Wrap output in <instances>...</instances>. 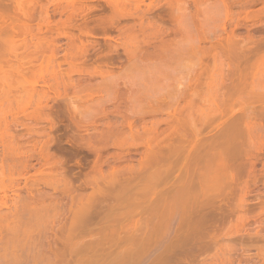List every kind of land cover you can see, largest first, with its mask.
Here are the masks:
<instances>
[{
	"label": "rangeland",
	"instance_id": "1",
	"mask_svg": "<svg viewBox=\"0 0 264 264\" xmlns=\"http://www.w3.org/2000/svg\"><path fill=\"white\" fill-rule=\"evenodd\" d=\"M10 1L8 3L10 10L15 7L16 3V5L22 4L23 6L20 7L29 10L25 14L23 8L19 7L21 15L18 12L19 8L16 7L17 10L13 14L10 12L8 15L10 17L7 16L9 21L5 20L8 24L11 23L10 27L8 28V24H0L3 30H0V142L5 141V145L9 142L13 143L15 147L12 144V149L17 147L21 152H27V155L34 154V157L31 159L33 168L29 169L25 175L28 179L25 183V178L19 176L20 171H17L20 170V166L14 168L15 172L12 167L10 168L11 160L9 161L8 158L11 157H7L6 153L9 155L11 153L6 151L2 154L3 144L0 143V224H2L0 226H3L0 227L2 231H0V264H14L15 262L12 263L14 259L11 260L10 257L14 253V257L21 254L23 258L22 261L20 256L15 258L19 259L15 260L17 261L15 264H34L35 262L30 261L31 256L37 262L35 264H264V135L261 134L263 137L261 138L258 133L259 126H256L258 129L255 128L253 131L256 130V132H252L255 136H260L256 140L250 133L251 131L245 129L244 124L238 126L242 123H236L241 121L237 118L244 113L251 100L248 103L244 100L246 101L244 104L248 105L244 106L246 108L244 111L241 107L242 111L239 112V105L236 106V101H233L236 105L233 104L231 111L227 110L228 106H223L224 103L221 100L219 102L221 93L227 92L224 90L227 85L225 86L223 82L226 84L228 80L227 84L229 83L225 71L236 66L234 56L240 59L238 60L240 63L241 60L245 61V58L251 57L246 54V57L241 59L243 53L237 57L240 53V50L236 51V47L238 50L237 44L240 42L239 47L245 53L249 52L256 56L260 50L262 52L259 51L258 54L261 53L264 57V48L256 49L255 53L252 48L254 45L252 46V43L249 45L247 40L250 35V42L256 38L264 39L263 11L260 12V14L263 13L261 16L258 13L259 16L255 17L261 5H264L262 1L254 3L253 8L250 7L251 11L248 9L251 14L254 11L255 16L252 17L249 14L248 17H252L254 21L248 19L247 23H244V19L243 22L240 21L242 20L240 17L246 16L240 5V2L245 0L240 2L236 0L239 2H237L239 4L237 7L234 1L235 5L230 7L231 4H229L230 8L226 10L222 9L223 5H221L222 8L220 4L215 5L220 2L216 0H210L213 4L209 0V2L202 0L204 3L197 0L198 6L194 3L196 0H178V2L176 0H154L152 3L151 0H139L143 1V4H138V0V2L136 0H21L22 2L17 0L16 3ZM228 1L231 3L233 0ZM170 2H174L175 5L171 4L169 7ZM227 10H231L229 12L234 17L227 14ZM194 16L195 19H193ZM223 16H229L228 21H232V17L234 20L237 16L236 19H240L236 21L240 25L235 23L236 28L235 25L233 27L234 23L230 22L232 25H229ZM223 19L227 24L222 26ZM193 31H198L200 34L197 33L198 35L195 36L199 37L201 33L207 38H212V35L217 36H214V40H217L218 44L214 45L216 42L213 38L204 44L202 38L205 37L201 35L202 38L200 37L199 40L201 39L203 44L197 39L199 47L202 44L201 46L206 49L213 44L214 48L221 45L220 41L222 46L223 43L226 44V48L219 46L221 51L218 50L220 54L217 55L224 54L223 57L229 56V58L230 55H234L231 56V59H234L233 66L230 64L231 59L228 61L226 57H221L227 60L224 62L221 59L225 64L228 62L226 66L230 64L228 70L223 63H220L223 65L221 69L218 68L219 71L222 68L224 71L225 67L226 78L224 77L221 81L225 88L221 82L219 83L224 76L223 71L222 77H220L221 74L217 75L219 80L216 74H213L212 66H207L211 59L205 61L207 56L201 58L200 51V57H198L197 49L195 50L198 48L195 47L197 44L190 42L195 44L192 46L189 43L193 34L196 33ZM184 32L188 37L192 34L190 40L187 36L185 37ZM227 34H232L230 40L233 38L236 40L235 50L232 49L233 42L227 45L224 41ZM219 36L222 41L218 40ZM184 37L186 39H183ZM243 39L246 41L243 42ZM209 42L212 44L210 45ZM185 45L194 49L189 48L190 51L192 50L189 54H194L193 58L204 59L205 63L202 64L208 67L206 70H204L205 67L200 70L199 61L188 56V52L185 53L189 50L188 47L186 48L188 50H184ZM216 48L214 53L217 52ZM208 51L206 52L209 53ZM234 51L239 53L234 54ZM211 53L213 51L209 54ZM168 57L172 65H175L178 58L179 62L177 61L176 64H182V66L166 65L167 67H164L166 63L170 64L167 61ZM249 58L247 59L251 62ZM263 59L260 62L263 67L258 65V61L252 62L254 67L255 64L257 68L260 67L259 70L254 67H251L253 71L249 67L245 68L250 70H247L249 73L251 72L250 77L246 74L249 80L245 81L250 84L245 83V88L242 87L243 92L240 94L245 95L238 96L239 101H243L241 97L244 99V96L247 98L250 96L251 99L257 97L255 100L261 98L258 96H264L262 94L264 93ZM68 61L74 62V67ZM162 62L165 64L163 65ZM220 64L218 67L221 66ZM105 65L109 68L108 72H106L108 69L106 70ZM103 70H106L105 74ZM211 71L216 78L211 76ZM215 71L217 72L216 69L214 73ZM254 78L257 79L255 81L258 82L255 85L259 88L258 86L251 87V80ZM210 79L213 82L212 85L221 84L218 86L219 88L222 86V89L214 86L219 90L213 92L211 89L214 88L209 83ZM215 79L218 81L215 82ZM208 87H211L210 90ZM214 95L219 96L218 101L213 100L216 99L213 98ZM57 97L58 99L55 100ZM154 100H161L159 109L154 107L158 112L145 116L142 121L134 120L136 118L134 113L140 109L141 105L146 106L148 103V106H152ZM213 101H217L220 106ZM252 101L250 107L257 111L264 110V97L261 101ZM231 102L232 100L229 103ZM135 103H139L138 107ZM248 109L245 112H249ZM220 113L225 116L221 120ZM123 116H134L131 129L134 133L126 127L117 126L114 130L110 128L120 124ZM209 117H213L212 121ZM207 118L209 119L208 124H204ZM234 120L237 121L231 126L232 128L228 127L229 132L234 134L237 130L238 133L239 129L241 137L239 133L235 134L238 137L234 138L239 140V144L237 140L234 143L232 139L229 145L231 144L233 149L229 147L227 155L231 156L233 151L235 159L229 156L233 162L228 158L227 166L229 163L231 165L229 166L230 171H227L228 178L226 180L224 178L225 181L220 178L217 182H213L214 184L211 183L214 185L211 186L212 188L210 186H208L209 189L206 188V184L202 187L204 183L202 181V186L198 184V186L191 187L193 191L190 190L191 188L188 191L186 189V192L190 190V194L187 193L191 195L190 197L188 195L186 199L181 194L182 197H179L176 202L172 194V189H176L175 180L179 178L181 181L185 178L182 176H187L184 171L192 166L190 161L192 159L193 162L194 158L193 154L189 151L188 154L186 150L179 155L178 152L172 154L173 156L166 155L167 160L163 162L164 168L159 167L162 172H158L156 168L151 170V168L145 169L144 167L143 169L137 164L145 151L144 144L147 145L149 141L150 145L154 146V142H166L168 137L171 142L174 136L170 135L172 138L169 136L171 128L177 127L180 122L178 130L183 129L180 133L185 134L184 139L188 144L190 140H194V135L191 134L195 132L194 129L197 132L195 140L203 143L218 131H220L219 134L223 132L225 128L227 129L226 126ZM109 121L110 126L107 129L106 123ZM167 121L170 122L167 123ZM223 123L227 125L224 124L225 127H223ZM263 125L260 126V130L264 127ZM221 127L224 129H220ZM151 128L153 134L150 133ZM226 129L225 134L228 132ZM232 129L234 131H230ZM4 131L5 134H3ZM246 131L250 134L243 137L242 134ZM37 133L39 135H36ZM43 133L49 134L52 138L51 152L60 148V151L56 152L58 156L56 157L60 158L62 154L66 172L69 176H73L69 178L72 184V189L69 188L74 196L73 201H70V197L64 193V195L59 191L54 193L43 186L45 185L43 182L58 179L55 174L52 175L53 177L44 174L47 173L49 167H41L44 162L36 154L37 146L47 138ZM72 133L78 136L74 138ZM247 135L249 137L251 135L252 138L248 139ZM70 136L72 139H78V143L75 140L67 142L68 137L71 139ZM172 140L174 143L180 141L179 135ZM93 146L100 148L98 149L99 155L97 151V154L94 153ZM2 155H5L7 159ZM10 156H13V153ZM56 157L51 158V161ZM6 160L10 163L7 164ZM75 162L80 163L81 168H77L78 165ZM97 163L102 164L101 173L97 165L95 166ZM130 168L134 169L132 173ZM191 169L188 170V175L190 171H195ZM149 170L154 173L158 172L154 175L155 181L152 177L153 173H148ZM198 173L200 174L201 171ZM47 174H51L49 170ZM149 175H152L150 178L153 181ZM192 175L185 179L190 180L191 176V179H195L194 177L198 174L195 176L193 172ZM84 182L90 184L94 182L95 185L93 183V187L89 185L85 189H77L78 186L82 187ZM24 183L27 185L24 186ZM91 187L96 190L95 195ZM5 195L8 198L4 197ZM43 195L48 200L44 199ZM49 197L57 199L58 203L53 200L52 202ZM14 198L15 200H11ZM13 201L16 202L12 203ZM23 205H27L26 207L31 210L38 207L37 209L41 211V208L45 207L46 213L44 214L50 216L44 215L45 220L40 216L39 219L36 214H32L35 211L29 213L27 209H25L27 213L23 212V215L21 213L25 208ZM11 207H13L12 210L14 209L13 215L19 211L24 217L17 215V219L13 218L15 221L11 220L13 216H10ZM16 208L18 211L15 212ZM4 216L10 220L3 219L2 221ZM31 216H36L37 219H31ZM18 217L21 219L19 220ZM72 221L73 225H71ZM2 255L8 258H3ZM24 259H28L26 263ZM19 261L21 263H18Z\"/></svg>",
	"mask_w": 264,
	"mask_h": 264
},
{
	"label": "bare ground",
	"instance_id": "2",
	"mask_svg": "<svg viewBox=\"0 0 264 264\" xmlns=\"http://www.w3.org/2000/svg\"><path fill=\"white\" fill-rule=\"evenodd\" d=\"M9 1L10 0H0V24L2 25V23H4V25H6V24H8V22H5V20L6 21H9V20H7V18L8 17H10V16H8V15H10L9 13L10 12H12V14H13V12H15L22 4H18V5H16L17 3L16 2H18L17 0H11L10 2H14L15 1V3L16 4H14L15 5V7H13V6H10L11 8L13 7V9H11V10H14V11H11L10 10V8H9V5L10 4H8L9 3ZM19 1H21V0H19ZM137 1V0H136ZM139 1V0H138ZM137 1V2H138ZM152 1L154 2V0H151L150 2L152 3ZM173 1V0H172ZM177 2H178V0H176ZM202 1V0H201ZM200 1V2H201ZM208 1V0H207ZM206 1V2H207ZM210 1V0H209ZM208 1V2H209ZM212 1H214V0H212ZM217 1H220V2H218V3H215V5H219L220 6V8H222L221 7V5H223L224 7L222 8L223 10H226V9H228V7H229V4H231L230 5V7L232 6V5H235V2L237 3L238 1H236V0H233V1H231V3H230V1H228V0H216V2ZM235 1V2H234ZM241 0H239V2H240ZM258 1H262L261 3H263L264 4V1L263 0H245L244 2H240V5H241V7L243 8V10H242V12L244 11V15H246L244 18L243 17H240L242 20H240V21H242L243 22V19L245 20L244 21V23L246 22L247 23V21H248V19H250V20H253V19H251L253 16H255V12H254V14H253V12H252V14H251V12L249 13V11H248V9L250 10H252V8H253V4L254 3H256V2H258ZM22 2V1H21ZM137 2H135L136 4H137ZM140 2V3H139ZM138 2V4H143V1H139ZM194 2V1H193ZM193 2H191L192 3V5H195L194 3H196V5H197V3H198V1L196 0L194 3ZM203 2V1H202ZM211 2V1H210ZM238 2V3H239ZM28 3H30V2H28ZM168 3V2H167ZM174 3V2H173ZM172 2H170L169 4V7L171 6V4H173ZM176 3V2H175ZM204 3V2H203ZM202 3V4H203ZM212 4H213V2H211ZM236 4L235 5V7H237V5H239V4ZM261 3H259V4H261ZM24 4V3H23ZM79 4V3H78ZM177 4V3H176ZM199 4V3H198ZM206 4V3H205ZM209 4V3H208ZM168 5V4H167ZM173 5H175V4H173ZM211 5V4H210ZM217 5V6H218ZM258 5V4H257ZM23 6V5H22ZM25 6V5H24ZM150 6V5H149ZM198 6V5H197ZM196 6V7H197ZM252 6V8H250ZM262 6H264V5H261V8H262ZM16 7H17V9H16ZM138 7V6H137ZM148 7V6H147ZM173 7H175V6H173ZM216 7V6H215ZM229 7V8H230ZM234 7V6H233ZM254 7H255V5H254ZM21 9L23 8V10H24V12L23 13H25V12H27L28 10L26 9L25 10V8L24 7H20ZM20 8H19V10H18V12L20 11ZM218 8V7H217ZM219 8V9H220ZM225 8V9H224ZM259 8V11L258 10H256V11H258V12H256V16L255 17H257V15L259 16V14H260V12H262L263 11V13H264V10H262V9H264V8ZM222 9H220V10H222ZM233 9V8H232ZM231 9V10H232ZM261 9V10H260ZM23 10H21V11H23ZM222 10V11H223ZM231 10H229L230 12H231ZM250 10V11H251ZM254 10V9H253ZM228 10H227V14H230V15H232L230 12H229ZM229 12V13H228ZM19 13H21V15H22V12H19ZM223 13V12H222ZM225 13V12H224ZM240 13H241V11H240ZM259 13V14H258ZM263 13H261L260 14V16L263 14ZM26 14V13H25ZM227 14H224L225 16L227 15ZM249 14L252 16L251 18L250 17H248L249 16ZM229 15V16H230ZM240 15V14H239ZM242 15H243V13H242ZM264 15V14H263ZM8 16V17H7ZM225 16H223V18L225 19H227V23H229V25H232L231 23H234L233 24V27H234V25H235V23H236V25H237V21L236 20H238L239 21V19H236V17L234 18V20H235V22H233L234 20H233V17H234V15H232L233 17H232V21H228V17H225ZM5 17H6V19H5ZM264 17V16H263ZM238 18V17H237ZM9 19V18H8ZM193 19H195V16H194V18ZM223 19V22L225 23V20ZM258 19V18H257ZM177 20H178V16H177ZM229 20H231V18H229ZM249 20V21H250ZM256 20V19H255ZM259 20V19H258ZM196 20H194V22H195ZM254 21V20H253ZM253 21H251V23L253 22ZM193 22V23H194ZM231 22V23H230ZM256 22V21H255ZM258 22V21H257ZM195 23H197V22H195ZM200 23V22H199ZM222 24V26L223 25H226L227 23H225V24ZM10 25H11V23H9ZM9 24H8V28L10 27L9 26ZM13 24V23H12ZM1 25H0V27H1ZM3 25V26H4ZM192 25V24H191ZM236 25H235V28H236ZM238 25H240L239 23H238ZM5 27V26H4ZM7 27V26H6ZM238 27V26H237ZM223 29H224V27H222ZM3 29H5V28H3ZM7 29V28H6ZM187 29V28H186ZM195 29H197V27H195ZM194 29V30H195ZM0 30H2L1 28H0ZM13 30V29H12ZM226 30V29H225ZM232 30V29H231ZM3 31V30H2ZM6 31V30H5ZM192 31V30H191ZM233 31V30H232ZM193 32H196V31H193ZM200 32H202L201 30H200ZM186 33H188V31L186 32ZM192 33V32H191ZM197 33H199L198 31L195 33V34H193V37L190 35V37H192L193 39H194V41H192L193 39L191 38V40H190V37H188L187 36V34H185V32H184V35H185V37L187 36V39H189V40H187V41H189V43L190 42H194V43H199V42H201L202 43V41H204V44H205V42L207 41V40H210V38L208 37H206V36H204V35H202V33H201V35L203 36V37H205V38H202V36L200 35V37L202 38V39H204V40H202V41H200L199 40V36H195ZM190 34V33H189ZM200 34V33H199ZM204 34V33H203ZM64 35V34H63ZM66 35V34H65ZM198 35V34H197ZM231 35L232 34H227L226 35V37L224 38V41L225 42H227V45H228V43H232L233 42V44H232V46H234V44H236L237 42H236V40L233 38L232 40H230L231 39ZM195 36V37H194ZM214 36L215 35H212V38H213V41H215L216 43H214L212 40V43H214V45H217L218 43V41L217 40H214ZM249 36V35H248ZM247 36V37H248ZM183 38V39H186V38ZM215 37H217V36H215ZM220 37V36H219ZM218 37V38H219ZM207 38V39H206ZM211 38V39H212ZM251 38V35H250V37H248V41H249V45L251 44L252 46V48L254 49H252L253 50V52H255L256 53V49H262V48H264V39L263 38H256L255 40L253 39L254 37L252 36V42H250V39ZM182 39V40H183ZM199 40V42H198V40ZM215 39H217V38H215ZM238 39V38H237ZM250 39V40H249ZM196 40V41H195ZM218 40H221V37H220V39H218ZM239 40H242V39H239ZM244 40L246 41V39H243V42H244ZM222 41V40H221ZM185 42V41H184ZM183 42V43H184ZM208 42V41H207ZM234 42H236V43H234ZM186 43V42H185ZM194 43H190V44H192V46L193 45H195ZM211 43V44H212ZM219 43H221V45H219V46H222V42H220L219 41ZM248 43V42H247ZM190 44H188V46L190 45ZM203 44V43H202ZM201 44V45H202ZM209 44H210V42H209ZM210 44V45H211ZM239 44H240V42L237 44L238 45V50H237V45H235L233 48H232V46H231V48L232 49H234L235 50V47H236V51H239V52H236V51H234V54H238L239 53V55H237V57L238 56H241V54L243 53V57H241V59H243V58H245L246 57V54H247V56H250L251 55V57L249 58V57H247V58H249V59H251V62L247 59V58H245L244 60L245 61H242L241 60V63L243 64H241L238 60H240V59H238V58H236V55L234 56V55H230V58H229V56H225V57H223L224 56V54L221 52V54H223V55H217V54H220V52L218 51V50H220V47L219 46H215L214 48L212 47V45L211 46H209L210 48H211V50L213 51V53H214V49L216 48V47H218V49L216 48V50H217V52L216 53H211V54H209L210 52H212L211 50H210V48L209 47H207L206 49H205V47H203V46H201L200 45V47H199V45L197 44L195 47H198V48H195V50L197 49V51L196 52H198V55H199V51H200V55H202V57L201 58H204L205 56H207L206 58H205V61L207 60H210L211 59V61H210V63L209 64H207V66L209 67V66H212V71H213V74H216V76L218 75V76H220V74H221V76L220 77H222L223 75V78L220 80V78L217 76V78L220 80L219 81V83L221 82V81H223V79H224V77H225V74H224V71H225V67H224V71H223V68H222V70H220L219 71V69H221V67L223 66L222 64H220V63H223V61L222 60H224V59H222L221 57H223V58H225V59H231L232 57L231 56H234L235 58V60L234 59H231V62H230V64L232 65V63H233V60L234 61H236V62H234L235 64L234 65H236V66H231L232 68H229V71H225V73L227 74L226 76H228L227 77V79L229 78V83L227 84V82H228V80L226 81V84H225V82H223L224 83V85L226 86L227 85V87H226V89H224L225 90V92L226 93H224L223 92V94L221 93V96H220V98H219V96H215V97H213V98H216V99H213V100H217L218 101V98H219V102H220V100H221V102L222 103H224V107H226V106H228V107H226L227 108V110L229 109H231L232 110V108H233V104H235L236 106H238L239 107V110H238V112L243 108V111L246 109L244 106L246 105V107H247V103L249 102V100H251V103L253 102L252 100H254V101H257V100H259V101H261V100H263V97L262 96H258V98H260V99H257V100H255L256 98H253V99H251V97L250 96H248L249 98H247V97H245L244 96V99H242V95H245V94H240V92H243V91H241V89H243V88H245L244 87V85H245V83H246V85H249L250 83L249 82H245V81H248L249 79H248V76L249 75H251L250 73H249V71L254 67V64L252 63V62H255V61H258V65L260 66L261 65V59H263L264 57H263V55L261 54H258V52L260 51H258L257 52V54H256V56H255V54H254V56L251 54V53H249V52H246L245 53V51H242V49L239 47ZM161 45H163V44H161ZM213 45V46H214ZM226 44L225 43H223V46L222 47H224ZM183 46V45H182ZM187 45H185V49L184 50H188L189 48L190 49H192L191 47H188ZM191 46V45H190ZM245 46V45H244ZM188 47V49H186ZM201 47H203V48H201ZM246 47V46H245ZM244 47V48H245ZM255 47V48H254ZM160 48V47H159ZM162 48V47H161ZM194 48V47H193ZM224 48H226V46L224 47ZM240 48V49H239ZM178 49H181V48H178ZM190 49L188 50V51H185V53L186 52H188L187 53V55L188 56H191L192 57V59L194 60V59H196V58H193L194 56V54H189V51H190ZM203 49V50H202ZM208 51L209 53H207L206 51ZM160 50V49H159ZM182 50V49H181ZM192 50H194V49H192ZM191 50V51H192ZM215 50V51H216ZM247 50V49H246ZM158 51V50H157ZM161 51V50H160ZM190 51V53H192ZM221 51V50H220ZM248 51H250V50H248ZM159 52V51H158ZM163 52V51H162ZM204 52V53H203ZM205 52H206V54H205ZM236 52V53H235ZM260 52H262V51H260ZM263 52H264V50H263ZM157 53V52H156ZM161 53V52H160ZM203 53V54H202ZM245 53V54H244ZM249 53V54H248ZM155 54V53H154ZM157 55H158V53H157ZM200 55L198 56V57H200ZM209 55H210V58L208 59V57H209ZM226 55V54H225ZM258 55H260V57L262 56V58H260ZM159 56V55H158ZM145 57V56H144ZM195 57H197V55H195ZM197 57V59H196V61H199L198 63H200V70H203V68L205 67V69L204 70H206V65H203L205 62H204V59H199ZM259 57V58H258ZM149 58V57H148ZM147 59V58H146ZM170 59H171V57H170ZM218 59H222L221 60V62H219L220 60H218ZM254 59H256V60H254ZM258 59V60H257ZM259 59H260V61H259ZM167 60V59H166ZM202 60V61H201ZM226 60V61H227ZM249 61V62H247V61ZM254 60V61H253ZM264 60V59H263ZM167 61H169L170 62V64H168V63H164V62H162V64L164 65L165 64V66L164 67H167L168 65H170V66H174V67H180V66H182V64H176V62L178 61L179 62V59L177 58V60H176V62H175V65L173 64L172 65V63H171V61L169 60V57H168V60ZM175 61V60H174ZM201 61V62H200ZM225 60H224V62H226ZM229 61V60H228ZM67 62V61H66ZM69 62V61H68ZM186 62V61H185ZM211 62H212V65H211ZM219 62V63H218ZM243 62H245V63H243ZM262 62H264V61H262ZM73 67H74V62L72 63L71 61L69 62ZM180 63H182V62H180ZM197 63V64H198ZM203 63V64H202ZM207 63V62H206ZM238 63V64H237ZM70 64H69V66H70ZM186 64V63H185ZM187 64H189V62L187 63ZM186 64V66H188ZM218 64H220L221 66L220 67H218ZM225 66L228 64V62L225 64V63H223ZM230 64L228 65V66H226V70H228V67L230 66ZM242 65V66H240V65ZM263 64V63H262ZM159 65H160V63H159ZM167 65V66H166ZM190 65H192V64H190ZM190 65H189V67H190ZM215 65V67H213ZM106 66V65H105ZM104 66V67H105ZM162 66V65H161ZM262 67H263V65H261ZM108 66H106L105 68H106V70H103L102 72L104 73V71H106V72H108L109 71V68H107ZM163 67V66H162ZM163 67V68H164ZM188 67V68H189ZM192 67L194 68V66L192 65ZM207 67V68H208ZM235 67V68H234ZM247 67H249V69H245V68H247ZM252 67V68H251ZM217 70V72L216 73H214V70L215 69ZM219 68V69H218ZM234 68V69H233ZM254 68H257V66H256V64H255V67ZM259 69H260V67H258ZM257 68V69H258ZM187 69V68H186ZM195 69V68H194ZM258 69V70H259ZM246 70V71H245ZM247 70H249V71H247ZM255 70V69H254ZM193 71V70H192ZM210 71V70H209ZM212 71H211V74H212ZM218 71H219V73H218ZM222 71H223V75H222ZM251 71H253V70H251ZM101 72V71H100ZM100 73L102 76H103V73ZM194 72V71H193ZM203 72V71H202ZM205 72V71H204ZM228 72V73H227ZM248 72V73H247ZM259 72V71H258ZM257 72V73H258ZM198 73V72H197ZM201 73V72H200ZM254 73V72H253ZM252 73V74H253ZM256 73V72H255ZM105 74V73H104ZM207 74V73H206ZM211 75L213 78H216V77H214L215 75ZM246 74L248 75L247 77H246ZM254 75V74H253ZM250 77V76H249ZM259 77V76H258ZM226 78V77H225ZM256 78V77H255ZM254 78V82L255 83H253V81L251 80V82H252V84H251V87L253 86H256L255 84L258 82V81H255V80H257V79H255ZM248 79V80H247ZM211 80V79H210ZM217 79H215V82H217L216 81ZM259 80V79H258ZM214 81V80H213ZM260 81V80H259ZM211 85H212V80H211V82H209ZM223 83L221 82V84H222V86H223ZM68 84V83H67ZM66 84V85H67ZM220 84V85H221ZM258 84H260V83H258ZM70 85V84H69ZM73 85H74V83H73ZM76 85V84H75ZM216 85V83L214 84V85H212L213 86V88H214V86ZM219 84L217 83V86H215V87H217V88H219V86H218ZM245 85V86H246ZM221 86V87H222ZM225 86H223L224 88H225ZM258 86V85H257ZM256 86V87H257ZM73 87V86H72ZM76 87V86H75ZM219 88V89H222V88ZM243 87V88H242ZM255 87V88H256ZM65 88H66V86H65ZM209 88V87H208ZM211 88V87H210ZM210 88H209V90H210ZM217 88H214V89H211V90H213V92H215V91H217V90H219V89H217ZM258 88H259V86H258ZM228 89V90H227ZM254 88H252V90H253ZM248 90V89H247ZM237 91H239V93L237 94ZM221 92H222V90H221ZM264 92V91H263ZM217 93V92H216ZM236 95H235V94ZM252 93H253V91H252ZM213 94H215V93H213ZM255 94V93H254ZM257 94H261V93H258L257 92ZM262 94H264V93H262ZM93 95H95V94H93ZM235 97H234V96ZM249 95V94H248ZM251 95V94H250ZM253 95V94H252ZM96 96V95H95ZM238 96H242L241 97V100H243V101H239V97ZM246 96H247V94H246ZM59 97V96H58ZM58 97L55 99V100H57L58 99ZM218 97V98H217ZM237 97H238V99H237ZM55 98V97H54ZM236 99V100H234V99ZM247 98V99H246ZM136 99V98H135ZM135 99H134V101H135ZM114 100V99H113ZM232 100V102L231 103H229L230 101ZM239 101V103H238V101ZM244 100H246L247 101V103L246 104H244L246 101H244ZM48 101V100H47ZM217 101H213V102H215V104H216V102ZM233 101H236L235 103L233 102ZM55 102V101H54ZM137 102V101H136ZM145 102V101H144ZM242 104H241V103ZM145 103H147V102H145ZM160 103H161V100H154L153 102H152V106H148V103H147V105L145 106V104H142L141 105V107H140V109L137 111V112H135L134 114H135V117L136 118H134V116L133 117H127V116H123L122 117V122L120 123V124H116V125H111V126H113V127H110L111 129H113L114 130V127H119V128H123V127H126L130 132H132V126H133V118H134V120H137V119H139V120H143L144 119V117L145 116H147V115H151V114H153V113H157L158 111H156V109L158 110L159 109V107L161 106L160 105ZM225 103H227V104H225ZM251 103L249 102V106L247 107V109L250 107V105H251ZM136 104V103H135ZM138 105H139V103H137ZM136 104V105H137ZM214 104V106H216ZM217 104H218V102H217ZM229 104V105H228ZM230 104H232V105H230ZM244 104V105H243ZM138 105H137V107H138ZM219 105V104H218ZM226 105V106H225ZM243 105V106H242ZM158 106V107H157ZM220 106V105H219ZM154 107H156V109H154ZM231 107V108H230ZM242 107V108H241ZM217 109V108H216ZM246 109V110H247ZM252 109V110H251ZM219 110V109H218ZM230 110V111H231ZM245 110V111H246ZM252 112H251V111ZM250 110L248 109V111L249 112H245L244 111V113H242L240 116H239V118H237V120L239 119V120H241V121H243V122H239V121H237V120H234L230 125L228 124V126H226L227 127V129L226 130H228V132H227V134H225L224 132H225V129L223 128V127H225L224 126V124L225 123H223L222 125H223V127H221L220 129H224V131L223 132H221L222 133V136H221V133L219 134V132L220 131H218L217 132V134H215V135H213V136H209L203 143H200L198 140H195V138L197 137V132H196V130L194 129V131L195 132H191V134L192 135H194V140L193 141H189V143L188 144H186V141H185V134H181L180 133V131H181V129H179L178 130V126H179V124L181 123H179V124H177L178 122H176V124H177V127H175V128H171L170 126V128L172 129H170L169 128V130H171L170 131V134H169V136L171 135V136H173V138L174 137H177L178 135H179V138H180V141H178V142H176V143H174L173 142V138L170 136V138H172L171 139V142H170V140H168L169 139V137L167 138V141L166 142H162V143H160V141L159 142H154L155 144H154V146H152V145H150V142L148 141V143H147V145H145L144 143V148H145V151H144V153L142 154V157L140 158V160H139V163H137L141 168H143L144 169V167H145V169L148 167V168H151V170H152V168H156V170L158 171V172H162L161 171V169L159 168L160 166H162L163 168H164V161H166L167 160V156L166 155H168V154H170L171 156H173L174 154H176L177 152H178V155L181 153V152H183V151H185L186 150V152L188 153V151H189V153L191 154H193V156H194V158H193V162H192V159H191V157H190V159H191V161H190V164L193 166V169L195 170V171H190V174L188 175V173H189V169H191V165L190 164H188L189 166H191L190 168H188V166H186L188 169H185L186 171H184V173L186 172L187 173V176H182V178H186V177H188V176H190V175H192L193 174V172H194V175L196 176L197 174V176L196 177H194L195 179H191V177L193 176H191L189 179L190 180H187V179H183V180H181V181H179V178L177 179L178 180V182H177V180H175L176 182L174 183V184H176V187H175V185L173 186V188L175 187L176 189H172V194L174 195V199H176V202H177V199L179 198V197H182L181 196V194L182 195H184L183 196V198H188V195L190 194L189 192H190V190L191 191H193V189L191 188V187H195L196 185L198 186V184L200 185V186H202V184H201V182L203 183V186L202 187H204L205 185L204 184H206L207 185V187L206 188H208V186H214V185H212L211 183H213V182H217L218 180H220V178H222V181H225L226 180V178H228V174L229 173H227V171L229 170L230 171V167H231V165H230V163H229V166H227L228 165V163H227V161L229 162V159L230 158H232L233 157V159H235V157H234V155L232 154V152H231V156H230V158H229V156L227 155V154H229L228 153V150H229V147H232L231 146V144L229 145V143H231L230 141H232V139H233V142L235 141V140H237L236 138L238 137H236L235 136V134L237 133V130L236 131H234L235 130V128H233L232 130H230V131H234L235 133L233 134V132H229V129H228V127L230 126H233L234 125V123L236 122V123H242L241 125H238V126H242L243 124L245 125L244 127H245V129L247 128V129H249L251 132L250 133H252V132H256V130L255 131H253V129H258L259 128V130H260V126H262L264 123V110H259V111H257V110H255V109H253L252 107H250ZM255 110V111H254ZM155 111V112H154ZM235 111V110H234ZM242 111V110H241ZM257 111V112H256ZM259 112V113H258ZM215 113V112H214ZM213 113V114H214ZM221 114V117H220V120L221 119H223V116L224 115H222V113H220ZM231 114V113H230ZM154 115V114H153ZM170 115H173L174 116V114H170ZM172 116V117H173ZM211 116H213V115H211ZM225 117V116H224ZM228 117H230L229 115H228ZM215 118V117H214ZM236 118V117H235ZM173 119V118H172ZM209 119H210V121H212V119H213V117H209ZM208 118L207 119H205V122H204V124H208L207 122H208V120H209ZM168 120H169V117H168ZM140 121V122H141ZM161 121V120H160ZM168 122H170V121H167V123ZM229 122V121H228ZM114 123V122H113ZM160 123V122H159ZM163 123V122H162ZM172 123V122H171ZM222 123V122H221ZM107 124V129H109L108 128V126H110V121H109V123H106ZM105 124V125H106ZM115 124V123H114ZM157 124H158V122H157ZM183 124V123H182ZM227 124H225V125H227ZM153 125V124H152ZM156 125V124H155ZM170 125V124H169ZM173 127H174V125H172ZM176 126V125H175ZM235 126H237V125H235ZM237 126V127H238ZM258 128H257V127ZM264 126V125H263ZM153 127V126H152ZM156 127V126H155ZM181 127H183V126H181ZM237 127H236V129H237ZM232 128V127H231ZM263 128L264 127H262L261 129L262 130H260V131H262L261 133L259 132V130H258V133H259V135L261 136V138H263L262 137V135H264L263 133H264V131H263ZM144 129V128H143ZM5 131H6V129H4ZM8 130V129H7ZM151 130V131H150ZM149 131H150V133H152L153 131V129L151 128ZM154 130H156V129H154ZM5 131H4V133L3 134H5ZM109 131V130H108ZM118 131V130H117ZM147 131V130H146ZM179 131V132H178ZM182 131H183V129H182ZM192 131V130H191ZM222 131V130H221ZM238 133L240 134V130L238 129ZM102 132H104V131H102ZM106 132V131H105ZM110 132V131H109ZM108 132V133H109ZM155 132V134H156V131H154ZM247 132V133H246ZM245 132V134H242L243 135V137H245L244 135H246V134H248V131H246ZM74 133V132H73ZM71 134V135H74V136H72V137H77L75 134ZM101 133V132H100ZM107 133V132H106ZM114 133H116V132H114ZM132 133H134V132H132ZM224 133V134H223ZM238 133H237V135H238ZM249 133V134H250ZM254 133H252V136L254 135ZM44 135H46L47 136V138H46V140L44 141V142H42V143H40L38 146H37V151H36V154H37V156H38V158L41 160V161H43L44 163H43V165H41V167L42 166H45L46 168H48L47 169V173H48V170H49V173H51V174H47V173H44L45 175H50L51 177H53L52 175H57L58 176V179H55V180H52V178H51V180L52 181H47V182H43V183H45V185H43V186H45V187H47L48 189H51L54 193L55 192H57V191H59L61 194H65V195H67V196H69L70 197V201L72 200L73 201V199H74V196H73V193H72V191H71V186H72V184H70V181H71V179H69L71 176H69L68 175V173L66 172V168L64 167L65 166V160L63 159V156H62V154L60 155L61 157L60 158H57L58 156L56 155V152L57 151H60V148L59 149H57V150H54L53 152H51L50 151V144L52 143V138H50L49 137V134H47V133H43ZM103 134V133H102ZM116 134H118V132L116 133ZM148 134V133H147ZM153 134V133H152ZM234 136H233V135ZM248 134V135H249ZM262 134V135H261ZM36 135H39L38 133L36 134ZM101 135V134H100ZM99 135V136H100ZM105 135V134H104ZM247 135V136H248ZM256 135H258V134H256ZM258 135V137L260 138V136ZM98 136V137H99ZM142 136V135H141ZM233 138H232V137ZM38 137V136H37ZM71 137V136H70ZM72 137H71V139L68 137V139H69V141H67L68 139H66V141L67 142H70V140H75L76 142H77V140L76 139H72ZM103 137V136H102ZM101 137V138H102ZM193 137V136H192ZM234 137H236V138H234ZM239 137H241V134H240V136ZM250 137H251V135H250ZM249 136L247 137L248 139H251ZM253 137H255V139L257 140V136H253ZM91 138V137H90ZM144 138V137H143ZM81 139V138H80ZM88 140V139H87ZM91 140V139H90ZM166 140V139H165ZM253 140H254V138H253ZM252 140V141H253ZM263 140H264V138H263ZM4 141V140H3ZM74 141V142H75ZM89 141V140H88ZM243 141V140H242ZM261 141V140H260ZM5 142V141H4ZM4 142L2 143V142H0V143H2L1 145H2V147H1V150L3 151L2 152V154L4 153H6V151L9 153H11L10 155H12V153H13V156H10L9 154H7L6 153V156L8 157H11V158H8V160L11 162H9L10 164H11V166H10V168L12 167V169L14 170V168H17V167H19L20 168V170H17V171H20L18 174H19V176H21L22 178L24 177L25 178V180H24V182L25 181H27L28 179L25 177V175L28 173V170L29 169H31V168H33L32 167V165H31V159L34 157V154L32 155V156H30V155H27L26 153H23V152H21L17 147L16 148H13L12 149V147H11V145L13 144H11L10 142L7 144V142H6V144L7 145H5L4 144ZM38 142V141H37ZM40 142V141H39ZM232 142V144H234ZM237 142H238V144H239V140H237ZM78 143V142H77ZM174 143V147L172 146V144ZM36 144H38V143H36ZM142 144V145H143ZM238 144H236L237 146H239ZM185 145H187V147H185ZM235 145V144H234ZM13 146H14V144H13ZM15 147V146H14ZM34 147H36V146H34ZM71 147V146H70ZM235 147V146H234ZM93 150H94V153L95 154H97L98 153V149L100 150V148H98V147H94L93 146ZM186 148V149H185ZM73 149V148H72ZM92 149V148H91ZM95 149H97V150H95ZM184 149V150H183ZM188 149V150H187ZM232 149H233V147H232ZM13 150V151H12ZM31 151H33V150H31ZM35 151V150H34ZM96 151H97V153H96ZM172 152V153H171ZM175 152V153H174ZM188 153V154H189ZM24 154V155H23ZM35 154V155H36ZM100 154V152L98 153V155ZM173 154V155H172ZM20 155H22V157H23V159H22V157H20ZM3 156V155H2ZM6 156L4 155L3 157H5L6 158ZM15 156V157H14ZM57 156V157H56ZM166 156V157H165ZM204 156V157H203ZM54 157H56V159L55 160H53V161H51V158L53 159ZM16 158V159H15ZM204 158V159H203ZM214 158H215V160H214ZM229 158V159H228ZM4 159V158H3ZM7 159V158H6ZM165 159V160H164ZM8 160H6L5 162L7 163V164H9L7 161ZM188 160H189V158H188ZM214 160V161H213ZM231 160V159H230ZM13 161H14V163H13ZM232 162H233V160H231ZM161 162L163 163V164H161ZM193 164H192V163ZM231 162V163H232ZM12 163H13V165H12ZM75 163H76V165H78V167L75 165ZM74 163V165L77 167V168H79L80 166H81V164L80 163H78V162H75ZM251 164H253V163H251ZM94 165V164H93ZM97 165V166H96ZM101 163H97V164H95V166L98 168V171L101 173ZM137 165V166H138ZM7 166V165H6ZM21 166H22V168H21ZM138 166V167H139ZM40 167V168H41ZM45 167H43L44 169H45ZM129 167H131V166H129ZM133 167V166H132ZM137 167V168H138ZM161 167V168H162ZM185 167V168H186ZM229 168V169H227V168ZM8 168V170H9V167H7ZM42 168V169H43ZM81 168V167H80ZM158 168V169H157ZM162 168V169H163ZM11 169V171H13ZM41 169V170H42ZM94 169V168H93ZM193 169H191V170H193ZM60 170V171H59ZM130 170V172L132 173L133 171H134V169L133 168H130L129 169ZM137 170H139V168L137 169ZM151 170H149L148 171V173L149 172H151V173H153V178H154V181H155V177H154V175H155V173L154 172H152ZM156 170H154V171H156ZM38 171V170H37ZM43 171V170H42ZM62 171V173H59V172H61ZM94 171L96 172V170L94 169ZM140 171H142V169H140ZM144 171V170H143ZM188 171V172H187ZM201 171V173L199 174L198 172H200ZM228 171V172H229ZM14 172H15V170H14ZM39 172H41V171H39ZM147 172V171H146ZM157 172V173H158ZM17 173V172H16ZM38 173V172H37ZM148 173H146V174H148ZM156 173V174H157ZM192 173V174H191ZM39 174V173H38ZM41 174H43V173H41ZM72 175H74V174H72ZM18 176V177H19ZM150 175H149V178L151 177ZM159 176L161 177V175H160V173H159ZM20 177V178H21ZM158 177V175L156 176V178ZM159 177V178H160ZM17 178V177H16ZM21 178V179H22ZM60 178V179H59ZM71 178H73V176L71 177ZM148 178V177H147ZM146 178V179H147ZM224 178H225V180H224ZM18 179V178H17ZM151 180H152V178H150ZM20 180V179H19ZM17 181V180H16ZM15 181V183L17 184V182H19V181H17L16 182ZM29 181H30V179H29ZM46 181V180H45ZM153 181V180H152ZM157 181H159V179L157 180ZM222 181H220V182H222ZM205 182H210V183H205ZM26 183V182H25ZM24 183V186L25 185H27V184H25ZM94 183V182H93ZM93 183H89V182H84V184H82V187H77V189L79 188V189H85V187H87V186H94L95 185V183H94V185H93ZM219 183V182H218ZM15 184V185H16ZM210 184V185H209ZM214 184V183H213ZM96 185H97V183H96ZM17 186V185H16ZM199 186V187H200ZM71 189H70V188ZM91 187V189H92V192H93V194L95 195L96 194V190L94 189V188H92ZM202 187H201V189H202ZM32 188V187H31ZM191 188V189H190ZM212 188V187H211ZM99 189V188H98ZM186 189H187V191H188V189H190L189 190V192H186ZM197 189V188H196ZM199 189V188H198ZM200 189V190H201ZM209 189V188H208ZM174 190H176V191H174ZM30 191V190H29ZM98 191V190H97ZM100 191V194H101V190H99ZM175 193H179V194H175ZM184 192H186V193H184ZM184 193V194H183ZM187 193H189V194H187ZM5 194V193H4ZM32 194V193H31ZM45 194H47V193H45ZM63 194V195H64ZM185 194H187L186 196H185ZM48 195V194H47ZM7 195H5L4 197H6ZM191 195H189V197H190ZM4 197H2L3 199H4ZM12 197V196H11ZM14 197V196H13ZM12 197V198H13ZM44 199H46V197L43 195L42 196ZM7 198H8V196H7ZM42 198V199H43ZM39 199H41V198H39ZM49 199H51V201L53 200V201H55V202H57L58 203V201H56L57 199H52V198H50L49 197ZM164 199V198H163ZM11 200H15V198L14 199H11ZM46 200H48V199H46ZM160 200V199H159ZM36 201V200H35ZM52 201V202H53ZM16 202V201H15ZM14 201L12 202V203H15ZM49 202H50V200H49ZM52 202H50V203H52ZM176 202H175V204H176ZM11 203V202H10ZM11 203V204H12ZM160 204H162V202H159ZM17 204V203H16ZM35 204V203H34ZM44 204V203H43ZM42 204V205H43ZM53 204H55V203H53ZM13 205V204H12ZM40 205H41V203H40ZM14 206V205H13ZM19 206V205H18ZM27 205H23V207H25V208H23L24 209V211H21L22 210V208H21V206H20V211H21V213L23 214V212L25 213H27V211H25V209H27V210H29V213H32L33 211H35V212H33L32 214H36L37 215V217H39V219H40V216H41V218L43 217H45V216H47L46 214H44V213H46L45 212V207H42L41 209H42V211L41 210H38L39 208L38 207H34L32 210L31 209H29V208H27L26 207ZM29 206V205H28ZM34 206H37V205H34ZM38 206H39V204H38ZM44 206V205H43ZM17 207V206H16ZM12 208L13 207H11V214H10V216L11 215H13L12 213L14 212V209L12 210ZM38 208V209H37ZM47 208V207H46ZM175 208H177V207H175ZM10 210V209H9ZM16 210H17V208L15 209V212H16ZM37 210V211H36ZM47 210V209H46ZM13 211V212H12ZM18 211V210H17ZM39 211H41V213H39ZM48 211V210H47ZM50 211V210H49ZM48 211V212H49ZM21 213H19V211H18V213L15 215H13V216H11V220H13V218H15V219H17L16 218V216L17 215H19V216H23V215H21ZM39 213V214H38ZM51 214V213H50ZM28 215H30V214H28ZM43 215V216H42ZM45 215V216H44ZM9 216V217H10ZM15 216V217H14ZM50 215H48L47 217H49ZM5 217V218H4ZM1 220L2 221H4L3 219H9L7 216H4ZM7 217V218H6ZM24 217V216H23ZM32 217V216H31ZM0 218H1V216H0ZM19 218V220L21 219L20 217H18ZM28 218V217H27ZM33 218H35V219H37L36 218V216H34V217H32L31 219H33ZM30 219V220H31ZM47 219V218H46ZM10 220V219H9ZM26 220V219H25ZM44 220H45V218H44ZM13 221H15V220H13ZM12 221V222H13ZM35 221V220H34ZM42 221V220H41ZM40 221V222H41ZM1 222V221H0ZM32 222H33V220H32ZM43 222V221H42ZM72 224L71 225H73V221L71 222ZM15 224V223H14ZM39 224H41V223H39ZM0 225H2V224H0ZM3 225H4V223H3ZM35 226H36V223H35ZM0 227H3V226H0ZM72 227V226H71ZM2 229V228H1ZM1 231V230H0ZM2 232V231H1ZM33 232V231H32ZM2 240V239H1ZM35 247V246H34ZM33 248V247H32ZM16 249V248H15ZM7 251H8V249H6ZM11 251H12V249H10ZM10 250H9V252H10ZM20 250V249H19ZM32 250V249H31ZM31 250H30V252H31ZM7 251H5V252H7ZM18 251V250H17ZM35 251H36V248H35ZM34 251V252H35ZM13 252H15L14 250H13ZM12 252V253H13ZM11 253V252H10ZM20 253H21V251H20ZM17 254V253H16ZM6 255V254H5ZM8 255H10V254H8ZM14 255H15V253H14ZM14 255L12 254V256L10 255V257L12 258L11 260H13V262L12 263H17V261L19 260H17V259H15V258H17V257H19L20 256V260L22 261L23 260V258L21 257V254L19 255V256H17V257H14ZM37 255V254H36ZM2 256H4V255H2ZM1 256V257H2ZM38 256V255H37ZM40 256V255H39ZM7 257V256H6ZM5 256L3 257V258H6ZM9 257V258H10ZM14 257V258H13ZM8 258V257H7ZM32 258V259H31ZM40 258V257H39ZM29 259V258H28ZM28 259H24V261H25V263H26V260H28ZM34 258L31 256L30 257V261L32 262H35V263H37L36 261H35V259L33 260ZM15 260H17V261H15ZM9 261V260H8ZM42 261V260H41ZM10 262V261H9ZM14 263V264H15ZM18 263H21L20 261L18 262ZM24 263V262H23ZM34 263V264H35ZM42 263V262H41ZM22 264V263H21ZM26 264H28V263H26ZM43 264V263H42Z\"/></svg>",
	"mask_w": 264,
	"mask_h": 264
}]
</instances>
